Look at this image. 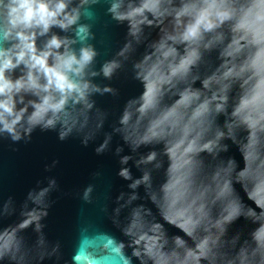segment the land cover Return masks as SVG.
Returning <instances> with one entry per match:
<instances>
[{"label":"clouds","instance_id":"clouds-1","mask_svg":"<svg viewBox=\"0 0 264 264\" xmlns=\"http://www.w3.org/2000/svg\"><path fill=\"white\" fill-rule=\"evenodd\" d=\"M98 4L0 0V144L15 152L38 129L87 147L109 117L95 97L120 99L112 82L123 77L136 91L95 152L112 134L133 153L147 148L134 161L139 178L118 175L143 185L155 211L123 193L101 203L123 239L104 233L100 258L264 264V0H103L102 14ZM55 186L0 204V264H44L57 252L42 224ZM94 189L80 198L92 203Z\"/></svg>","mask_w":264,"mask_h":264},{"label":"water","instance_id":"water-1","mask_svg":"<svg viewBox=\"0 0 264 264\" xmlns=\"http://www.w3.org/2000/svg\"><path fill=\"white\" fill-rule=\"evenodd\" d=\"M102 5L103 0L93 7L102 14ZM103 58L106 57L101 49L98 62ZM96 80L101 84L108 83L101 77ZM112 83L121 88V98H113L107 93L95 97L97 107L107 110L109 117L87 147L80 143L78 137L70 135L61 141L56 132H41L38 129L33 132L29 143L17 144L15 152L7 143L0 144V204L11 197L18 206L26 199L29 190L47 187L50 179L56 181V186L46 197L48 215L42 220V224L47 240L50 244H58L59 248L44 264H120L119 257L114 255L100 258L102 253L99 249L107 242L104 233L117 240L123 239L119 230L100 212V204L114 206L116 197L123 193L124 200L133 195L137 197L132 202L133 205L142 203L153 208L143 185L130 188L132 180H125L118 175L123 167L129 170L132 179L139 178L142 173L134 161L138 158L137 154L146 153L147 148L141 146L133 153L118 134H112L106 149L100 154L95 152L103 142L105 133L112 132L115 116L118 115L124 97L136 91L135 86L123 77ZM117 147L122 148L118 155L115 151ZM124 155L133 158L121 165L120 157ZM53 160L58 161L55 166H52ZM95 172H99L100 176L94 178L92 174ZM88 183L95 185L92 203H85L80 198L83 187ZM100 194L106 196L107 200L103 196L97 200L96 197ZM11 219L7 218L4 222ZM26 232L34 236L31 228Z\"/></svg>","mask_w":264,"mask_h":264}]
</instances>
